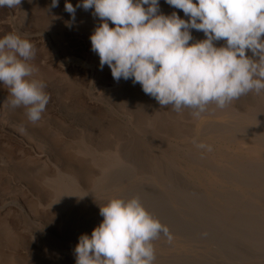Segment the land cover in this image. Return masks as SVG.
Wrapping results in <instances>:
<instances>
[{"label":"rangeland","instance_id":"obj_1","mask_svg":"<svg viewBox=\"0 0 264 264\" xmlns=\"http://www.w3.org/2000/svg\"><path fill=\"white\" fill-rule=\"evenodd\" d=\"M64 4L0 8V38L34 45L29 63L50 96L33 125L0 85V264H75L100 206L134 197L171 236L152 241L153 264H264V91L198 117L162 107L139 83L101 70L90 40L99 18L77 8L68 27Z\"/></svg>","mask_w":264,"mask_h":264},{"label":"clouds","instance_id":"obj_2","mask_svg":"<svg viewBox=\"0 0 264 264\" xmlns=\"http://www.w3.org/2000/svg\"><path fill=\"white\" fill-rule=\"evenodd\" d=\"M182 10L160 12L159 0H65L64 10L75 22L77 8L93 10L100 20L90 36L101 70L107 65L115 81L139 83L162 107L198 117L215 103L223 109L243 95L264 91V0H165ZM21 0H0V8H15ZM59 6L51 0L50 8ZM111 22L114 27H110ZM191 30L204 33L193 42ZM224 41L221 46L217 42ZM251 52V56L247 55ZM34 45L19 34L0 38V85L8 91L12 110L23 108L35 125L49 103L38 71L29 63ZM211 151V145L197 143ZM102 222L75 246V264H153L152 241L169 230L143 207L138 198L110 199L100 206Z\"/></svg>","mask_w":264,"mask_h":264}]
</instances>
